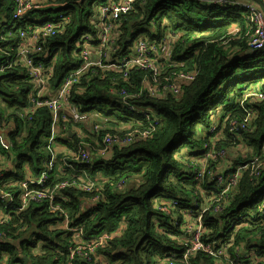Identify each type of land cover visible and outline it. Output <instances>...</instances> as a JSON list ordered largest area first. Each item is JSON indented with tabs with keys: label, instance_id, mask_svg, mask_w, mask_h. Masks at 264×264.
<instances>
[{
	"label": "trees",
	"instance_id": "trees-1",
	"mask_svg": "<svg viewBox=\"0 0 264 264\" xmlns=\"http://www.w3.org/2000/svg\"><path fill=\"white\" fill-rule=\"evenodd\" d=\"M104 1L36 2L20 20L13 21L15 0H0V122L12 121L7 123L9 130L0 127L5 132L0 134V154L8 150L14 162L12 171L5 170L0 189L17 193V183L24 179L27 170L36 176L46 167V145L51 133L49 110L45 106L34 107L32 102L34 82L27 68L4 67L7 54L16 55L19 31L65 19L64 32L49 37L39 34L36 45H42L43 50L32 54L35 64L40 63L44 69L53 67L48 86L56 89L70 71L78 68V40L95 32L94 9ZM2 24L9 25L2 31ZM234 28L238 29L236 36L230 33ZM118 29L123 32L117 40L118 58L128 53L139 34H147L151 39L153 34L173 32L177 39L171 60L182 66L168 69L165 75L191 68L197 69V75L191 83L181 86L178 94L166 92L161 98L148 94L142 82L146 73L135 68L128 75L96 68L72 86L68 102L77 105L79 112L96 110L121 122L134 121L136 115L117 97L125 90L139 95L132 97L130 103L137 108L150 106L158 116L157 124L147 135L135 136L133 142L110 148V158L94 156L93 149L88 162L74 163L77 170L86 171L91 178L102 173L108 182L101 189V199L92 206L83 205L82 198L95 195L94 192L72 189L62 192L59 204L70 214L72 225L82 226L87 236L111 234L112 237L96 248V257L91 262L76 255L72 264H154L157 257L179 252L183 247L178 242L182 239L183 212L194 198L199 201L194 192L197 182L193 172L185 167L186 161L214 148L231 149L244 142L250 147L249 158L226 155V172H233L264 154V99L246 103L252 106L253 114L248 128L241 133L230 134L227 126L225 139L219 140L208 132L213 120L223 122L226 116L241 122L245 113L240 101L250 91L264 92V51L247 47L246 33L253 30V24L245 9L210 0H135L133 9L121 18ZM128 36L132 40L127 41ZM218 110L220 117L212 116V111ZM66 121L60 119L59 128ZM150 123L141 120L139 126L131 128L147 130ZM102 135V131L97 134L99 141ZM66 139L73 140L58 134L55 141ZM250 172V167L242 172L224 209L217 214L205 213L202 224L205 237L223 242L232 239L228 256L238 264H264V171ZM132 181L135 182L129 183ZM64 198L67 200H61ZM160 199L175 200L176 204L166 211L159 206ZM3 210L0 201V212ZM233 224L239 225L238 231L232 230ZM50 226L55 229L50 230ZM120 226L123 228L118 235ZM0 233L6 236L0 241V262H65L66 235L57 227L46 202L34 203L19 214L12 213L10 220L0 225ZM36 248L40 253L34 256ZM192 260L194 264H219L203 253Z\"/></svg>",
	"mask_w": 264,
	"mask_h": 264
},
{
	"label": "built area",
	"instance_id": "built-area-1",
	"mask_svg": "<svg viewBox=\"0 0 264 264\" xmlns=\"http://www.w3.org/2000/svg\"><path fill=\"white\" fill-rule=\"evenodd\" d=\"M216 4H230L238 5L245 9L247 18L253 24V30L248 31L247 47L249 50H263L264 51V1L259 5L247 0H210ZM39 0H15V5L12 11L13 21L20 20L22 14L34 3ZM135 0H105L103 3L96 4L95 13L99 25H94L95 32L83 35L79 40L80 64L77 69L70 71L69 74L74 75V80H66L55 89L53 97H43L35 94L32 102L34 107L47 108L52 117L51 133L46 145L47 157L44 160L46 167L42 169L38 175L33 176L32 173H27L24 179L17 183L18 192L14 193L8 190L0 189V201L2 202L4 210L0 212V225L10 220L12 213L19 214L34 203L46 202L48 212L57 223V227L64 231L66 235L68 250L66 252V259L63 264H72V260L77 256L83 257L87 262L92 261L95 256V250L98 246L104 245L106 240L112 237L111 234H99L98 236H87L82 226L72 225V218L70 214L60 206L58 199L62 196V192L66 190H79L86 193H91L97 189L94 181L89 177L86 171H80L75 168L74 163L65 161L66 170H69V177L62 178L57 181H52V174L57 164V151L54 148L55 138L57 136V126H59L60 115L68 102V97L72 86L78 82V79L84 75L96 71V68L101 72L118 71L122 75H128L130 69L135 68L145 71L142 82L150 96L161 98L166 95V92L178 94L181 91V86L191 83L196 75L197 69L191 68L188 70H178L165 75L168 69L181 67V63L171 60L174 42L171 37L168 40H162L155 43L151 41L150 36L144 34L137 37L132 42L127 54L118 58L117 52L119 46L117 40L122 32L119 31L121 25V18L128 14L133 9ZM62 21H48L41 26L28 31L20 30V42L27 37H34L36 40L39 34L42 37H49L64 32L66 27L65 19ZM2 31L5 30V24L1 26ZM36 30L38 33H36ZM238 29H233L230 33L235 35ZM164 33H169L164 32ZM88 36V37H87ZM83 37L88 38V43L83 41ZM19 42V43H20ZM43 42V40H42ZM43 50L42 45H35L32 49L24 46H17L15 56L8 55L4 67L8 68L13 65L26 67L31 81L34 82V93L38 86L43 87L48 85V79L52 75V66L46 69L40 63H34L32 54ZM97 54V58H93V54ZM93 67V68H92ZM92 68V69H91ZM3 69V68H2ZM51 69V70H50ZM48 74H47V73ZM148 72V73H147ZM163 81H166L164 84ZM120 93L125 97L123 101L126 108L136 115L135 122L141 120L151 121L147 130H140L132 128L127 132H111L108 131L103 134L98 141V144L91 143L85 138V133L81 127V114L86 116V120H90L92 112H76V125L78 132H76L77 148L80 163L88 162L92 158V152L88 147L94 149L95 155L106 157L110 148L133 142L135 136H145L152 131L157 124L158 116H155V111L150 107L137 108L130 103V99L134 96L121 90ZM138 98V97H135ZM264 99V92L253 91L244 96L240 101V106L243 108L245 116L241 122L231 119L228 116L224 118L223 122L213 120L208 128L209 135H213L214 139H225V132L223 130L228 126L230 134L240 133L248 128V122L253 114L252 106L246 103H257ZM33 103V104H34ZM71 103V102H70ZM76 110H78L76 105ZM214 111V110H213ZM212 111V116L213 112ZM217 118L220 117L214 113ZM62 120H67L61 117ZM57 125V126H56ZM102 126H94L92 130H98ZM62 128L66 132L67 125L64 124ZM68 129V128H67ZM223 135V136H222ZM236 135V134H235ZM6 136V135H5ZM5 138V137H4ZM213 142V141H212ZM213 145V143H210ZM120 147V146H118ZM91 152V155L90 153ZM227 149L214 148L207 151L201 156L191 157L188 162L189 169L193 172L196 190L199 201L194 198L191 206L183 212L182 220V234L178 242L183 245L179 252H168L161 257L160 260H155L154 264H194V257L198 253H203L211 256L219 264H238L236 259L228 256L229 244L232 239L223 242L222 240H212L204 236V228L202 224L203 215L208 212L220 213L224 209V203H228L230 192L236 186L241 174L247 167L251 168L250 174L257 171H264V154L261 157H254L248 163L238 166L233 172H226V169L221 172L216 170L212 165L220 159L225 158ZM203 157V159L201 158ZM12 157H9L11 160ZM76 163V162H75ZM80 172V173H77ZM5 169L0 164V181L3 180ZM210 176L212 181L207 187H204L206 177ZM72 178V180H67ZM89 198V197H88ZM101 199L96 196L95 202ZM159 206L163 209L171 210L176 204L175 200L160 199ZM18 203V204H16ZM121 227V226H120ZM232 230L238 231L239 225H231ZM123 228V227H122ZM117 232L121 233L120 228ZM120 235V234H118ZM6 236L0 233V241ZM223 242V243H222Z\"/></svg>",
	"mask_w": 264,
	"mask_h": 264
},
{
	"label": "crops",
	"instance_id": "crops-1",
	"mask_svg": "<svg viewBox=\"0 0 264 264\" xmlns=\"http://www.w3.org/2000/svg\"><path fill=\"white\" fill-rule=\"evenodd\" d=\"M43 1H46V0H39V2H43ZM247 1H252L255 4L259 5L257 0H247ZM36 33H38L37 30H36ZM236 35H237V33H235L234 36H236ZM138 37H141V36L139 35ZM18 45L32 49L36 45V39L34 37H27V38H25L24 41H21ZM92 57L97 58V54L94 53ZM54 92H55V89L51 90L48 85L47 86L44 85L43 87L38 86V88L35 89V94L38 93V95L43 96V97H50L51 95L54 94ZM78 111L79 110H76V105H73L72 103H67V104H65V108L60 115V118L64 117L65 119H67L65 124L67 125L68 129L66 128V132H65V130L63 128H59V126H58L57 135L59 134L60 136H65V137L68 135L69 138H72L73 140H67L66 139L65 141H59V142L55 141L54 148L57 151L58 159H57V164L54 168V172L52 174V178H51L52 181H57V180H60L62 178L69 177L70 172H69V170H66L65 161H68L70 163H75V162H79L77 160H80L79 155H78L79 149L77 148V142H76V138L78 140V137L76 136V132H78V128L76 125V112H78ZM214 113H217L219 115L218 111H216ZM214 113H213V116H214ZM82 117L84 119L81 122V127L85 133V138H87L86 139L87 141L94 143V144H98V141L95 139V136H93L91 134V130L94 129V126H96V125L97 126H105L108 128V127H110V125L117 126L118 123H122L124 125V126H122V130L128 131L133 126L132 123L135 122V121L131 120V124L129 126H127L126 121L121 122V121H119L113 117H106L97 111H92L91 118L88 121L86 120L85 115H82ZM61 129H62V131H61ZM112 129H116V128H112ZM226 130L227 129L225 128L223 130V132H225ZM3 133H5V132L3 130H0V134H3ZM244 145H246L244 142H240V143L236 144V146L232 147L231 149H227L228 150L227 157L230 158L233 156H238L237 150ZM87 148H89V147L87 146ZM89 153L91 155V152H89ZM111 155H112V151H111V153L107 154L105 159L110 158ZM227 157L220 159L217 162H214V164H212L216 168V170L223 172L228 167L227 166L228 165V158ZM201 158L203 159V157H201ZM0 164L2 167H4V169L6 171H12L13 170L14 162H13V160L9 159V152H7V153L4 152L3 154H0ZM27 173H30V171L28 170ZM91 179L94 181V184L97 187V189L93 191L95 193V195L84 196L82 198V200H84L83 205H86V206L94 205L96 203V201L92 202L91 200H95L96 196L102 197V190L101 189L103 188L105 183L108 182V179L99 173H97L94 176V178H91ZM134 182L135 181H132L129 183H134ZM136 182H139L138 179L136 180ZM122 227L123 226L120 227V230H122ZM49 229L54 230L55 227L50 226ZM243 252H245V250H243Z\"/></svg>",
	"mask_w": 264,
	"mask_h": 264
},
{
	"label": "rangeland",
	"instance_id": "rangeland-1",
	"mask_svg": "<svg viewBox=\"0 0 264 264\" xmlns=\"http://www.w3.org/2000/svg\"><path fill=\"white\" fill-rule=\"evenodd\" d=\"M122 34H123V32H122ZM140 36H142L143 34H139ZM169 37H171L172 39H173V42H174V44H175V41H176V39H177V35L176 34H174L173 32H169V33H163L162 32V34H160V33H158V34H153V36H152V38H151V41H153V42H155V43H158V42H161L162 40H168L169 39ZM127 38H129V41L130 40H132V38L130 37V36H128ZM134 41H135V39H134ZM92 111H96V110H92ZM92 111H89V112H92ZM218 112H219V110H218ZM219 115H220V113H219ZM0 119H2V118H0ZM60 119H62V118H60ZM60 121V120H59ZM1 122H3V124L2 125H0V127H6L7 128V130H9V127L10 126H8L7 125V123H9L10 122V124H11V122L12 121H6V119H4L3 121H1ZM0 122V123H1ZM127 123V126H129L130 124H131V120L130 121H127L126 122ZM57 126V125H56ZM122 126H124L122 123H118V125L117 126H113V125H110V127H108V129L109 130H116L117 132H120V131H122ZM58 127V126H57ZM112 128H116V129H112ZM11 129V128H10ZM61 131H62V129H61ZM109 133V132H108ZM89 149H90V151L91 152H93L92 150L93 149H91L90 147H89ZM8 152V150H6L5 151V153H7ZM237 154H238V157H241V158H246L247 156H248V158L251 156V151H250V147L249 146H247V145H244V146H242V147H240L238 150H237ZM188 162H189V160H187L186 161V163H185V167L187 168V169H189V167H188ZM232 166V165H231ZM190 170V169H189ZM26 174V173H25ZM99 174H101L102 175V173H99ZM212 182V180H211V177L210 176H208V177H206V180H205V182H204V187H207L210 183ZM116 234H121L120 232H117L116 231ZM28 236H30V232H28ZM34 251H33V255L34 256H36L38 253H40L39 252V248H36V249H33ZM174 252V251H173ZM25 256H23V258H24ZM162 257V256H161ZM161 257H157L155 260H160L161 259ZM154 260V261H155ZM0 264H5V262L3 261V262H0Z\"/></svg>",
	"mask_w": 264,
	"mask_h": 264
},
{
	"label": "bare ground",
	"instance_id": "bare-ground-1",
	"mask_svg": "<svg viewBox=\"0 0 264 264\" xmlns=\"http://www.w3.org/2000/svg\"><path fill=\"white\" fill-rule=\"evenodd\" d=\"M259 3H261L260 2V0H257ZM44 2V1H43ZM63 18V17H62ZM95 20H93V24L94 25H99L100 24V22H98L97 21V16L95 15V18H94ZM62 21V20H61ZM9 24H5V27H7ZM88 37V36H87ZM87 37H83L82 39H83V41L85 42V43H88V38ZM75 79V76L74 75H71V74H68L66 77H65V79L63 80V82L64 81H66V80H74ZM48 82H49V79H48ZM54 95V94H53ZM53 95H51L49 98H51V97H53ZM118 98H119V100H121V101H124L125 100V97L121 94V93H118V96H117ZM80 119H81V121H83V117H82V115L80 116ZM132 125H134V127H136L135 125H140V122H133L132 123ZM100 131H102L103 132V134H105L106 132H108L109 131V129L107 128V127H105V126H102V127H100V129H98V130H91V134L92 135H97V134H100ZM45 165V164H44ZM77 173H80V172H77ZM72 180V179H71ZM3 181V180H2ZM2 181H0V182H2ZM69 181V180H68ZM61 200H63V201H66L67 199L66 198H64V199H61ZM61 206V205H60ZM62 207V206H61ZM62 208H64V207H62ZM65 209V208H64Z\"/></svg>",
	"mask_w": 264,
	"mask_h": 264
},
{
	"label": "water",
	"instance_id": "water-1",
	"mask_svg": "<svg viewBox=\"0 0 264 264\" xmlns=\"http://www.w3.org/2000/svg\"><path fill=\"white\" fill-rule=\"evenodd\" d=\"M127 39V41H129V38H126ZM239 132H241V131H239Z\"/></svg>",
	"mask_w": 264,
	"mask_h": 264
}]
</instances>
